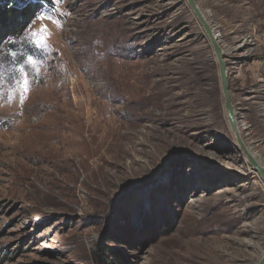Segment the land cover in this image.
Here are the masks:
<instances>
[{"label": "rangeland", "instance_id": "374dc122", "mask_svg": "<svg viewBox=\"0 0 264 264\" xmlns=\"http://www.w3.org/2000/svg\"><path fill=\"white\" fill-rule=\"evenodd\" d=\"M195 2L264 169V0ZM32 3L0 28V264H258L264 182L186 1Z\"/></svg>", "mask_w": 264, "mask_h": 264}, {"label": "water", "instance_id": "95a60500", "mask_svg": "<svg viewBox=\"0 0 264 264\" xmlns=\"http://www.w3.org/2000/svg\"><path fill=\"white\" fill-rule=\"evenodd\" d=\"M189 9L192 11L194 14L196 20L199 22L201 27L203 28L210 44L213 50V54L216 59V63L218 66V71H219V79H220V87H221V93L223 95L224 99V109H225V114L227 118V122L230 126L231 131L233 132L234 136L236 137L238 143L241 145V149L245 157L247 158L248 162L250 165L255 169L257 174L260 176V178L264 182V169L261 167L259 163H257L251 155L248 154L247 150L242 146L241 140L239 137V132L237 129V124H236V119H235V114L234 110L230 101V94L228 91V77H227V72H226V65L223 60V53L222 50L216 40V36L213 33V30L209 26L208 22L205 19V16L202 14L201 10L197 6L195 0H185ZM258 264H264V255L261 257L259 260Z\"/></svg>", "mask_w": 264, "mask_h": 264}, {"label": "trees", "instance_id": "16d2710c", "mask_svg": "<svg viewBox=\"0 0 264 264\" xmlns=\"http://www.w3.org/2000/svg\"><path fill=\"white\" fill-rule=\"evenodd\" d=\"M9 1V0H6ZM30 2L17 7L9 8L8 6H3L0 10V28L10 37L15 32H19L20 29H23L26 25L29 24V21L34 17L35 12L37 11V5ZM100 245V244H99ZM99 252H101L100 257L108 258V256H114V250L107 249L105 247L99 246ZM108 253V256L105 253ZM100 259V258H99ZM101 261V260H100Z\"/></svg>", "mask_w": 264, "mask_h": 264}, {"label": "snow or ice", "instance_id": "6c2138e0", "mask_svg": "<svg viewBox=\"0 0 264 264\" xmlns=\"http://www.w3.org/2000/svg\"><path fill=\"white\" fill-rule=\"evenodd\" d=\"M42 31H45V32H46L47 30H46V29H42ZM44 39H45V38H42V39H41V44H44ZM24 91H25V92L28 91L27 82H25V84H24Z\"/></svg>", "mask_w": 264, "mask_h": 264}, {"label": "bare ground", "instance_id": "6f19581e", "mask_svg": "<svg viewBox=\"0 0 264 264\" xmlns=\"http://www.w3.org/2000/svg\"><path fill=\"white\" fill-rule=\"evenodd\" d=\"M239 130V129H238ZM247 152H248V150H247ZM248 154H249V152H248ZM249 155H251V154H249ZM251 157L253 158V156L251 155ZM254 159V158H253ZM255 160V159H254ZM258 163V162H257ZM263 255H264V253H262V255H261V257H263Z\"/></svg>", "mask_w": 264, "mask_h": 264}]
</instances>
